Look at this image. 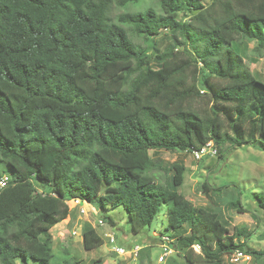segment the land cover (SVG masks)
<instances>
[{"label": "trees", "instance_id": "obj_1", "mask_svg": "<svg viewBox=\"0 0 264 264\" xmlns=\"http://www.w3.org/2000/svg\"><path fill=\"white\" fill-rule=\"evenodd\" d=\"M203 1L160 0L158 11L114 19V4L143 0H0V167L12 172L0 177V264H51V231L75 200L98 212L123 207L134 236L167 205L164 230L185 264L264 257L246 249L245 228L231 233L220 210L177 191L183 161L164 185L150 153L192 154L210 142L220 158L227 147L264 150V82L239 41L264 49V0ZM255 202L264 211V193ZM82 238L87 252L104 244L89 224Z\"/></svg>", "mask_w": 264, "mask_h": 264}, {"label": "rangeland", "instance_id": "obj_2", "mask_svg": "<svg viewBox=\"0 0 264 264\" xmlns=\"http://www.w3.org/2000/svg\"><path fill=\"white\" fill-rule=\"evenodd\" d=\"M159 1L143 0L140 7H123L114 4L111 16L115 19L121 13L142 11L147 7L158 11ZM203 3L208 5L210 1L204 0ZM239 41H242V55L246 64L255 73V77L264 82V49L256 52L255 42ZM151 64L156 67L153 61ZM214 81L222 83L217 79ZM225 150L227 151L223 158L217 154L214 157H206L201 162L195 161L190 152L152 151L150 153L153 161L156 162L155 173L159 183L168 184L172 175V172H169L170 166L175 162L183 161L186 165L184 183L177 191L196 207H210V210L217 212L220 210V216L229 224L231 233L235 231V228L242 227L250 233V239L246 244L247 250L263 251L264 211L257 206L255 196L264 193V150L257 144L227 147ZM3 170L6 174L12 173L9 169L0 167V177L5 176L1 172ZM204 182L211 186L213 194L201 188ZM214 202L218 207H215L217 205H214ZM233 203H238L237 206L242 207L244 212L240 213L236 208L231 207ZM69 205L70 216L51 231L54 254L51 264H62L66 259L78 261L81 264H95L98 259H101L104 264H185L174 251L164 262L159 261L164 253L161 240L167 237L164 230L167 225V205L161 206L152 225L138 236L133 235L128 214L123 207L101 209L98 212L93 204L75 206L71 202ZM110 217L115 219L116 227L106 223L103 226L99 224L100 220H108ZM88 224L96 228L104 241L100 248L91 252L84 249L82 238L84 227ZM107 234H111L116 239L114 245L109 243ZM113 247H121L127 254L117 255L113 252ZM138 248H140L139 252L134 253ZM17 264L22 263L18 261ZM29 264L38 263L30 261ZM225 264H231L228 258ZM239 264H264V257L256 259L252 256L250 260Z\"/></svg>", "mask_w": 264, "mask_h": 264}, {"label": "built area", "instance_id": "obj_3", "mask_svg": "<svg viewBox=\"0 0 264 264\" xmlns=\"http://www.w3.org/2000/svg\"><path fill=\"white\" fill-rule=\"evenodd\" d=\"M192 155L194 157V160L199 162V161H201L202 159H204L206 157H214V156H216L217 155V149H216L214 143L210 142V143L207 144V146L203 147L201 150L193 151ZM7 182H8V178L7 177L2 178L0 180V187H2V188L5 187L7 185ZM72 203L75 206H82V204H85V203H82L80 200H75ZM81 211L84 212V210H81ZM99 224L102 225V226L105 225L103 220H100ZM106 237L109 239V243L111 245L115 244L116 239L111 234H107ZM162 240H163V242H162L161 246L163 248V252L164 253L159 258L160 262H164L165 259L173 252V249L169 246L170 240L167 237H164V239H162ZM139 250H140V248L136 249V251H134V253L137 254L139 252ZM194 250L197 253H200L201 248H200V246H194ZM113 252L116 253L117 255H121V256L127 254V252L121 247H113ZM250 259H251V256L245 254L242 251H237L234 255L231 256L229 261H230L231 264H239V263H242L245 260H250Z\"/></svg>", "mask_w": 264, "mask_h": 264}, {"label": "crops", "instance_id": "obj_4", "mask_svg": "<svg viewBox=\"0 0 264 264\" xmlns=\"http://www.w3.org/2000/svg\"><path fill=\"white\" fill-rule=\"evenodd\" d=\"M252 71V70H251ZM253 74H255L253 71H252Z\"/></svg>", "mask_w": 264, "mask_h": 264}, {"label": "water", "instance_id": "obj_5", "mask_svg": "<svg viewBox=\"0 0 264 264\" xmlns=\"http://www.w3.org/2000/svg\"><path fill=\"white\" fill-rule=\"evenodd\" d=\"M198 13V12H197Z\"/></svg>", "mask_w": 264, "mask_h": 264}]
</instances>
